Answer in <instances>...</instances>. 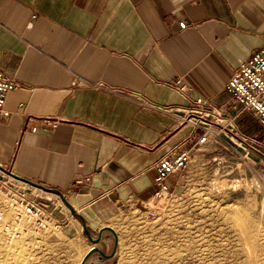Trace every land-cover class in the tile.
<instances>
[{
	"label": "crops",
	"instance_id": "0c3cea01",
	"mask_svg": "<svg viewBox=\"0 0 264 264\" xmlns=\"http://www.w3.org/2000/svg\"><path fill=\"white\" fill-rule=\"evenodd\" d=\"M263 46L264 0H0V68L18 83L0 122V164L67 233L80 227V244L90 242L84 256L92 242L63 197L94 235L142 213L157 189L155 164L191 149L200 133L182 122L197 97L263 145L257 118L239 114L225 88ZM179 173L168 178L172 190Z\"/></svg>",
	"mask_w": 264,
	"mask_h": 264
},
{
	"label": "rangeland",
	"instance_id": "374dc122",
	"mask_svg": "<svg viewBox=\"0 0 264 264\" xmlns=\"http://www.w3.org/2000/svg\"><path fill=\"white\" fill-rule=\"evenodd\" d=\"M253 124L263 139V127ZM178 180L154 215L134 213L112 223L119 236L114 258L87 264H264L261 154L240 158L225 140L211 141L192 152ZM0 223V264H80L90 245L80 244V227L79 233L49 232L25 221L27 230L13 235L6 209ZM100 247L110 250L112 242Z\"/></svg>",
	"mask_w": 264,
	"mask_h": 264
},
{
	"label": "built area",
	"instance_id": "2783aa9c",
	"mask_svg": "<svg viewBox=\"0 0 264 264\" xmlns=\"http://www.w3.org/2000/svg\"><path fill=\"white\" fill-rule=\"evenodd\" d=\"M181 26L185 28L186 21H182ZM17 86L15 77L0 68V122L7 113L5 109L7 94ZM94 86L122 97L135 99L142 107L167 111L143 96L131 95L121 89L101 83H94ZM177 88L183 93L187 94L188 92L185 85H177ZM225 88L232 94L235 103L241 106L239 114L244 111L251 113L264 129V46L239 65L227 79ZM194 103L193 106L186 109L182 122L200 133L191 149H184L171 156H164L155 164L157 189L143 210L148 215H154L156 209L170 199L173 192L168 185V178L174 173L183 171L191 160L192 152L201 145L222 139L232 147L240 158L249 159L252 154H261L264 157L262 150L264 143L258 145L256 139L240 134L232 124L235 117L224 122L223 113L203 97H197ZM212 114L215 116L213 121L207 119ZM51 125L54 127L56 123H51ZM33 130H36V127H33ZM13 174L12 169L6 171L0 164V220H3L4 209H6L13 215L15 227L24 220H28L37 230L49 232L60 230L62 221L56 218L43 203L32 197L26 187L19 185L14 180Z\"/></svg>",
	"mask_w": 264,
	"mask_h": 264
},
{
	"label": "water",
	"instance_id": "95a60500",
	"mask_svg": "<svg viewBox=\"0 0 264 264\" xmlns=\"http://www.w3.org/2000/svg\"><path fill=\"white\" fill-rule=\"evenodd\" d=\"M63 198H64L65 202L69 205L72 213L77 215L82 220L84 230H85L88 238L92 242V247L83 256L80 264H87L89 258L93 254H96V253L99 254L100 261H103L105 259L114 258L116 256L117 248H118V234H117L116 229L111 225H104L99 229L98 234L94 235L92 233L91 229L87 226L84 216L82 214H80L78 211H76V209L69 203V201L65 197H63ZM104 231H110L114 235V238H115L113 248L110 252H106L104 249H102L100 247V244L103 242ZM115 264H121V263H115Z\"/></svg>",
	"mask_w": 264,
	"mask_h": 264
},
{
	"label": "bare ground",
	"instance_id": "6f19581e",
	"mask_svg": "<svg viewBox=\"0 0 264 264\" xmlns=\"http://www.w3.org/2000/svg\"><path fill=\"white\" fill-rule=\"evenodd\" d=\"M7 219V218H6ZM7 221V220H6ZM26 222H29L28 220H26ZM1 223H3L2 221H1ZM0 223V224H1ZM6 223L7 222H5V223H3V226L4 225H6ZM25 223V220L22 222V223H20L18 226H14V224H12V226L10 227L11 228V233L14 235L17 231L19 232H22L24 229H26L27 230V228L26 227H24V224ZM25 233H27V232H25ZM73 244V243H72ZM74 245V244H73Z\"/></svg>",
	"mask_w": 264,
	"mask_h": 264
},
{
	"label": "flooded vegetation",
	"instance_id": "af4514ba",
	"mask_svg": "<svg viewBox=\"0 0 264 264\" xmlns=\"http://www.w3.org/2000/svg\"><path fill=\"white\" fill-rule=\"evenodd\" d=\"M109 260V259H108Z\"/></svg>",
	"mask_w": 264,
	"mask_h": 264
}]
</instances>
